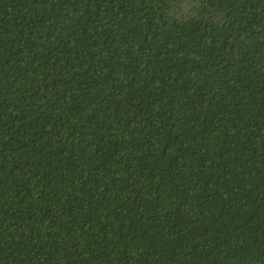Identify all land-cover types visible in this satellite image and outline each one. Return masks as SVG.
<instances>
[{"label":"trees","instance_id":"obj_1","mask_svg":"<svg viewBox=\"0 0 264 264\" xmlns=\"http://www.w3.org/2000/svg\"><path fill=\"white\" fill-rule=\"evenodd\" d=\"M0 264H264V0H0Z\"/></svg>","mask_w":264,"mask_h":264}]
</instances>
